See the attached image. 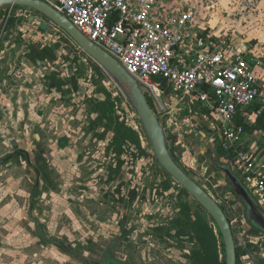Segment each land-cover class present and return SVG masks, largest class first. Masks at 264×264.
<instances>
[{"label": "rangeland", "instance_id": "rangeland-1", "mask_svg": "<svg viewBox=\"0 0 264 264\" xmlns=\"http://www.w3.org/2000/svg\"><path fill=\"white\" fill-rule=\"evenodd\" d=\"M237 3L222 0L211 25L218 33L232 27L236 35H247L264 60V0L242 22L232 12ZM15 7L29 12L10 21L9 7L0 10V264H84L75 254L102 260L104 247L118 238L116 254L128 264H191L190 255L200 246L193 234L178 235L185 219L181 203L189 201L194 211L197 203L176 182L164 188L170 178L151 154L145 135L142 144L149 155L127 141L123 178L108 182L117 161L111 144L114 134L97 122L94 104L111 98L114 117L141 131L140 120L119 87L99 73L98 64L63 29L56 25L41 31L27 20L35 10ZM42 46L51 48L56 60L36 61L30 56V50ZM187 104L196 109L186 112L193 117L187 123L194 129L179 127L174 111L168 109L167 137H178L176 144L169 140L171 151L179 165L228 209L235 221L236 244L244 250L242 264H264V233L251 229L243 206L204 149L192 147L179 135L187 132L189 141L202 146L213 142L205 131L195 129L198 123L206 130L207 117L198 105ZM259 136L253 140L264 150V134ZM40 138L61 181L59 192L36 200L35 215L43 219L46 236L70 244L71 252L38 237L28 215L31 170L25 161L19 165L16 157L7 159L20 147L31 150ZM118 185L124 197L112 192Z\"/></svg>", "mask_w": 264, "mask_h": 264}, {"label": "built area", "instance_id": "built-area-1", "mask_svg": "<svg viewBox=\"0 0 264 264\" xmlns=\"http://www.w3.org/2000/svg\"><path fill=\"white\" fill-rule=\"evenodd\" d=\"M44 1L118 59L158 106L169 91L203 108L227 158L264 206V150L245 128L264 116V60L247 35L232 27L214 31L211 18L222 0ZM236 1L232 12L242 22L260 0ZM17 9L9 6L8 16Z\"/></svg>", "mask_w": 264, "mask_h": 264}, {"label": "water", "instance_id": "water-1", "mask_svg": "<svg viewBox=\"0 0 264 264\" xmlns=\"http://www.w3.org/2000/svg\"><path fill=\"white\" fill-rule=\"evenodd\" d=\"M11 5L29 7L63 29L117 84L138 115L156 159L162 168L183 186L214 219L223 238L226 263L237 264L235 234L225 210L212 193L207 191L175 160L170 151L163 125L165 118L163 115L157 116L137 79L118 59L86 37L65 14L56 10L48 2L44 0H0V9ZM32 20L33 18L30 19V21ZM39 21L42 29H51L48 23L41 19ZM189 139L188 137L185 141L188 144L191 143L194 148H203L213 168L224 174L226 181L240 198L244 216L252 226L264 233V206L246 185L228 158H223L221 161L215 159L217 140L213 141L211 145L202 146L203 144L193 143Z\"/></svg>", "mask_w": 264, "mask_h": 264}, {"label": "flooded vegetation", "instance_id": "flooded-vegetation-1", "mask_svg": "<svg viewBox=\"0 0 264 264\" xmlns=\"http://www.w3.org/2000/svg\"><path fill=\"white\" fill-rule=\"evenodd\" d=\"M9 7V6H8ZM1 10V9H0ZM25 8H18L17 10H14L9 16H8V11L7 12V17H8V20L10 21H13L15 16H22V15H25L27 12V10H25ZM33 18V22H30V23H33L35 24V26H37L41 31H45V30H49V29H42L39 25L40 23V19L46 23H48L50 25V27L52 28V26H56L55 24H53L52 22H50L48 20V18H46L45 16L39 14L38 12H33L32 14L28 15L27 16V20L30 21V19ZM1 42V41H0ZM2 47V45L0 44V48ZM2 49V48H1ZM82 49V48H81ZM84 51V50H83ZM85 52V51H84ZM30 56L36 60V61H39V60H48V59H52V60H56V54L53 52V50L51 48H49L48 46H42V48H38L36 47L33 52L30 50ZM93 59V58H92ZM94 60V59H93ZM95 61V60H94ZM96 62V61H95ZM97 63V62H96ZM98 64V63H97ZM97 69L99 68L103 74H106L109 78L110 76L102 69V67L98 64V67H96ZM100 73V72H99ZM111 79V78H110ZM112 80V79H111ZM113 81V80H112ZM114 82V81H113ZM1 83V81H0ZM115 83V82H114ZM116 84V83H115ZM140 84V83H139ZM117 85V84H116ZM62 88V82L59 84V89ZM120 89V88H119ZM121 90V89H120ZM122 92V91H121ZM123 96L125 97L124 93L122 92ZM174 97H178L176 95H173L171 94L169 91L168 92H165L163 94V97H162V100H163V103H161V107L158 106L156 104V102L150 97V96H147L148 100H149V103L150 105L152 106V108L154 109V111L156 112L157 116L159 115H163L164 118H165V122L163 123L164 125V129H165V132H166V126H167V115H170L171 112L168 110L169 109V106L171 105V103L173 102V99ZM126 98V97H125ZM126 100L128 101V99L126 98ZM129 102V101H128ZM130 104V102H129ZM131 106V104H130ZM96 107V103L94 104V107H93V110L95 109ZM132 107V106H131ZM133 108V107H132ZM134 110V108H133ZM135 111V110H134ZM165 112V113H163ZM136 113V112H135ZM200 113L204 114L205 116V112L201 111L200 109ZM137 115V114H136ZM166 116V117H165ZM138 117V115H137ZM188 119H192L193 117H187ZM139 119V117H138ZM140 120V119H139ZM141 123V122H140ZM139 127H141V131H138V133L140 134V138H141V142H142V136L145 135V132H144V129L142 127V125H140ZM194 129V127H192ZM135 129V128H134ZM195 129L198 131H205L206 133V138H211L212 140H218L219 139V136H218V132L217 130L215 129V127L209 122V126L206 130H201L200 129V125L198 123H196L195 125ZM136 130V129H135ZM114 134V133H113ZM172 134V133H171ZM170 134V135H171ZM37 136V135H36ZM173 135H171L170 137H167V132H166V137H167V141H168V145H169V140L171 139L172 143L173 144H176L177 142V139L178 137L177 136H174L172 137ZM182 139V138H181ZM113 140V138H112ZM62 141V140H61ZM149 141V140H148ZM184 141V140H183ZM34 142H36L37 144L35 145L34 148H32L31 150L28 149V147L26 146H23L14 150L12 153H10L9 157H7V159L9 158H15L16 157V160H17V163L19 165L22 164V161H25V163L27 164V166L29 167V169L31 171L30 172V181L32 182V187L30 188V195H29V199H28V202L30 204V208H29V212H28V215H29V218L31 219V221L33 222V224L35 225V228H36V231H37V235L38 237L41 239V241H44L46 243H52V244H55L56 246L60 247L61 249L65 250L66 252H71V248H70V244L62 241L59 237H52V238H49L47 237V233L45 234L46 232V227L44 226V224H42V221L43 219L41 220L38 216L35 215V209H36V200L39 198V197H42L45 193H48L50 191H54V192H59V189H58V186L57 184L60 183L61 181V172L60 171H56L55 167H54V164L51 163V158L47 155V149L45 150L44 147H43V143L41 141V138L40 140H34ZM127 142V141H126ZM125 142V143H126ZM129 142V141H128ZM186 142V141H185ZM66 142L63 140L62 144L64 145ZM125 143L123 145V152L121 154L118 153L117 149L115 151V155L117 157V161H116V164L113 165V172L109 173L108 175V182L112 183L113 181H116L115 179L116 178H119L122 180L123 178V175H124V164H125V157H124V148H125ZM150 143V142H149ZM112 144V143H111ZM113 145V144H112ZM151 145V144H150ZM152 147V146H151ZM142 148L144 149V146L142 144ZM169 148H170V145H169ZM139 149V148H138ZM146 151V154H142L143 155H149V153L147 152L146 149H144ZM170 151H171V148H170ZM172 155L173 152L171 151ZM154 157H155V153L153 151V153H151ZM53 156V155H52ZM24 157V158H23ZM174 157V156H173ZM175 158V157H174ZM156 159V157H155ZM157 160V159H156ZM176 160V159H175ZM177 161V160H176ZM158 162V160H157ZM159 163V162H158ZM160 165V163H159ZM161 166V165H160ZM162 167V166H161ZM163 169V168H162ZM164 170V169H163ZM216 170V169H215ZM165 174L167 176H169L173 181V182H176L178 183L172 176H170L165 170H164ZM219 172V171H218ZM188 173V172H187ZM88 175V174H87ZM85 178V177H84ZM195 179V178H194ZM122 182V181H120ZM56 183V184H55ZM228 183V182H227ZM179 184V183H178ZM229 184V183H228ZM180 185V184H179ZM181 186V185H180ZM121 187L120 185L117 186V189L112 191L114 193H121L122 194V190H121ZM182 189H185L183 186H181ZM165 188V187H164ZM166 189V188H165ZM186 190V189H185ZM187 191V190H186ZM187 193L189 194V196H191V194L187 191ZM233 193V192H232ZM234 194V193H233ZM213 195V194H212ZM235 195V194H234ZM122 196L124 197V195L122 194ZM192 199L197 203V206L200 205L196 199L191 196ZM216 199V198H215ZM238 201V199H237ZM237 201L235 202V204H232L233 205V208L235 209V207L238 205L237 204ZM219 202V201H218ZM240 202V201H238ZM220 203V202H219ZM221 204V203H220ZM201 206V205H200ZM222 206V204H221ZM202 207V206H201ZM226 207V206H225ZM203 208V207H202ZM204 209V208H203ZM227 209V208H226ZM205 210V209H204ZM206 211V210H205ZM207 212V211H206ZM227 212H228V209H227ZM208 213V212H207ZM232 226L234 224L233 221H231L230 217H229V212L226 213ZM208 215H210L208 213ZM124 219H127V216L124 218ZM122 226L124 227L126 222L125 221H122ZM218 227V226H217ZM216 229V227H215ZM219 229V228H218ZM234 230V228H233ZM235 234V232H234ZM179 236H184V235H179ZM223 239V238H222ZM236 240V238H235ZM119 243V238L118 239H115L113 241H111V243L107 246L104 247V249L102 250V253H101V256H102V260H98V259H88L87 257H81L79 254H75V257H78L81 259V261H83L84 264H128L126 261L122 260V259H119L118 258V255L116 254V251H115V247L116 245H118ZM224 243V242H223ZM237 245V244H236ZM225 247V246H224ZM225 254H226V251H225ZM70 264H73V263H70Z\"/></svg>", "mask_w": 264, "mask_h": 264}, {"label": "trees", "instance_id": "trees-1", "mask_svg": "<svg viewBox=\"0 0 264 264\" xmlns=\"http://www.w3.org/2000/svg\"><path fill=\"white\" fill-rule=\"evenodd\" d=\"M98 71L101 75H104L99 68ZM115 108V102L111 98H107L106 100H97L96 107L94 109V111L98 113V117L96 118L97 122L105 123L108 129L114 133L112 140L113 146H115L118 153L121 154L123 152L124 143L129 141L131 144L139 148L143 154H146V151L142 148V142L138 131L132 126L127 125L125 122L119 121V119L115 118ZM245 128L251 133L256 129L264 130V116L260 117L255 125L250 126L245 124ZM215 148V159L221 161L223 158H227V152L223 149L219 140L216 141ZM216 171L218 172V170ZM172 181L173 180L170 178L168 182L165 183L166 189L170 188ZM183 191L184 193H187L185 189H183ZM231 191L236 195L238 201H240L238 194L232 188ZM232 204H235V202H232ZM222 207L225 212L228 213L226 207L224 205H222ZM181 211L184 214L185 219L183 222H180L181 229H179L178 235L193 234L200 246V250L194 251L190 255L192 261L191 264H227L222 235L214 219L208 215V213L200 205H198L197 209L194 211L193 206L189 203V201L181 203ZM245 219L249 223L246 217ZM249 225L254 232H261L250 223ZM222 250L225 255L224 259L221 258ZM236 250L237 264H242L241 259L244 255V250L239 245H237Z\"/></svg>", "mask_w": 264, "mask_h": 264}, {"label": "crops", "instance_id": "crops-1", "mask_svg": "<svg viewBox=\"0 0 264 264\" xmlns=\"http://www.w3.org/2000/svg\"><path fill=\"white\" fill-rule=\"evenodd\" d=\"M263 68H264V66L261 67L260 73L262 72V69ZM261 75L264 76V74H262V73H261ZM173 103H176L175 104L176 106L172 107V104ZM187 103H188L187 101H181L179 99V97H174L173 102L171 103V105L169 106V108H171V110L174 111V113H175V119H176L175 121L178 123L179 127L187 126L188 129H191L192 128V125H189V123H187L190 120L187 117H190V115L188 113H186V112H191V111L194 112L196 109L193 108L192 105L187 104ZM199 108L201 109L202 112L204 111V109L201 108L200 106H199ZM184 114H187V116L184 115ZM259 134H264V130L256 129L254 132L251 133V137L253 139H255L257 137L260 138ZM179 135L185 141V139L187 138L186 136H188L189 133H187V132L185 134L180 133ZM213 141H215V140H213Z\"/></svg>", "mask_w": 264, "mask_h": 264}]
</instances>
